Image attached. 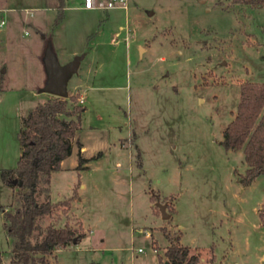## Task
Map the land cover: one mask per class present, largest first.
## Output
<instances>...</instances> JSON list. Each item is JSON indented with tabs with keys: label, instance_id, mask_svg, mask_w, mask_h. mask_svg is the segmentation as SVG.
Returning a JSON list of instances; mask_svg holds the SVG:
<instances>
[{
	"label": "rangeland",
	"instance_id": "1",
	"mask_svg": "<svg viewBox=\"0 0 264 264\" xmlns=\"http://www.w3.org/2000/svg\"><path fill=\"white\" fill-rule=\"evenodd\" d=\"M83 2L69 0L60 16L59 0H0L2 264L12 249L2 206L18 204V187L1 171L18 164V134L44 94L49 55L61 65L84 56L67 97L77 86L87 106L66 168L49 191L40 184L39 200L70 202L42 216L32 239L50 224L83 234L50 264H161L166 232L206 264H264V173L243 184L242 150L221 143L240 85L264 81V3L129 0L105 10ZM83 139L89 153L104 154L79 169Z\"/></svg>",
	"mask_w": 264,
	"mask_h": 264
},
{
	"label": "trees",
	"instance_id": "2",
	"mask_svg": "<svg viewBox=\"0 0 264 264\" xmlns=\"http://www.w3.org/2000/svg\"><path fill=\"white\" fill-rule=\"evenodd\" d=\"M237 1L252 6L264 3V0ZM65 5L66 0H59L60 16ZM79 99V92L69 97L52 95L23 117L18 134L22 147L18 164L1 171L7 184L18 187L15 191L18 204L13 208L2 206L4 228L12 238L10 264H50V257L57 248L78 243L83 237L76 227L69 224H50L40 238L35 241L32 239L42 216L53 214L58 204L70 202H54L50 197L41 201L38 193L42 182L47 184L45 189L50 190L53 174L61 169L63 160L73 152V140L82 128L86 110ZM222 135L221 143L225 148L241 149L243 152L247 165L241 178L243 184H248L258 174L264 173V81L248 80L240 85L236 111L224 127ZM77 144L80 169L90 158L83 155L82 142L78 140ZM136 148L137 156L141 158L138 145ZM138 164L142 165V160ZM14 178L22 179L23 183H14ZM261 216L264 218L263 214ZM166 236L169 244L159 253L161 264H206L197 253L190 251L188 245L179 243L167 232ZM211 258L210 262L213 261V255Z\"/></svg>",
	"mask_w": 264,
	"mask_h": 264
},
{
	"label": "water",
	"instance_id": "3",
	"mask_svg": "<svg viewBox=\"0 0 264 264\" xmlns=\"http://www.w3.org/2000/svg\"><path fill=\"white\" fill-rule=\"evenodd\" d=\"M79 60V57H76L71 63L61 66L54 56L49 55L46 59L48 77L42 90L58 96H67V80L69 76L77 70ZM13 182H18L19 185L23 183L22 179L18 180L17 178H14ZM156 204L159 206L162 212V218L167 219L171 216V213L166 210V202H162L160 199H158Z\"/></svg>",
	"mask_w": 264,
	"mask_h": 264
},
{
	"label": "crops",
	"instance_id": "4",
	"mask_svg": "<svg viewBox=\"0 0 264 264\" xmlns=\"http://www.w3.org/2000/svg\"><path fill=\"white\" fill-rule=\"evenodd\" d=\"M69 0H66V5H65V7H68L67 6V2H68ZM110 10V9H109ZM73 54H76V55H79V54H77V51H74V53ZM83 57L84 56H79V65H78V68H79V66H80V63H81V61H82V59H83ZM58 61V60H57ZM74 61V60H73ZM72 62V61H71ZM71 62H69V63H71ZM58 63H59V65H61L60 64V62L58 61ZM68 64V63H67ZM67 64H65V65H67ZM61 66H64V65H61ZM78 68H77V70H78ZM76 70V71H77ZM75 71V72H76ZM74 73V72H73ZM72 73V74H73ZM71 74V75H72ZM71 75L69 76V78L71 77ZM43 77H44V79H47V77H48V75H46L45 73H43ZM69 78H68V80H67V86H68V81H69ZM45 83L46 82H44V84L43 85H45ZM67 90H68V88H67ZM77 93V92H79L80 93V97H82V99H83V104L85 105V97H84V94L80 91V89L76 86L75 87V91H71L70 93ZM45 94H48V95H45ZM50 94V95H49ZM68 94H69V90H68ZM52 95H54V94H52V93H49V92H46V91H44V94H42V95H40V97H38L37 98V100H36V105L37 104H39V103H41V102H44L45 100H47L48 98H50ZM35 105V106H36ZM86 106V105H85ZM86 109H87V106H86ZM85 112H86V110H85ZM84 112V113H85ZM99 147V146H98ZM103 151V154H104V149L103 148H97V149H95L93 152H88L89 151V146L86 144V142L84 141V139H83V145H82V148H81V151H82V153L84 154V156L85 157H87V158H91V157H93V155L95 154V151ZM102 154V155H103ZM101 155V156H102ZM100 157V156H99ZM65 161H66V158L63 160V162H62V167H61V169L60 170H58V171H56L54 174H53V177L55 176V174L57 173V172H61L63 169H65L66 167H64V164H65ZM86 166H89L90 167V160H89V162L88 163H86L85 164ZM84 169H87L86 167L85 168H83V170ZM53 177H52V179H53ZM51 184H52V182H51Z\"/></svg>",
	"mask_w": 264,
	"mask_h": 264
},
{
	"label": "built area",
	"instance_id": "5",
	"mask_svg": "<svg viewBox=\"0 0 264 264\" xmlns=\"http://www.w3.org/2000/svg\"><path fill=\"white\" fill-rule=\"evenodd\" d=\"M129 0H84L83 5L86 8L90 9H113V8H128ZM5 20L3 19L1 24H3ZM139 250H142V247H139Z\"/></svg>",
	"mask_w": 264,
	"mask_h": 264
}]
</instances>
